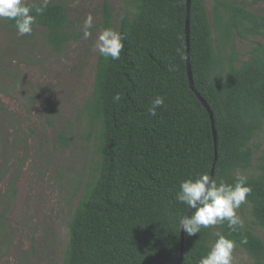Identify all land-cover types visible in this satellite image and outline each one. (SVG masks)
<instances>
[{
    "label": "trees",
    "instance_id": "obj_1",
    "mask_svg": "<svg viewBox=\"0 0 264 264\" xmlns=\"http://www.w3.org/2000/svg\"><path fill=\"white\" fill-rule=\"evenodd\" d=\"M101 13L102 28H116L125 47L119 60L98 55L93 93L81 111L82 135L93 144L95 160L68 225L62 264H178L179 219L189 209L175 195L182 181L211 176L213 169V177L228 183L259 170L247 176L248 203L254 223L264 231V153L255 163L254 148L264 128V42L257 41L245 61L236 53L238 40L264 39V15L246 0H212L211 9L206 0H190L188 63V0H124L120 14L104 0ZM2 21L16 30L14 21ZM37 29L44 30L55 52L80 39L65 0L49 2L36 17ZM197 93L211 108L217 142ZM157 95L165 105L152 117L148 108ZM0 113L7 111L1 106ZM15 119L14 113L5 117L13 129L9 138L22 143ZM57 143L71 146L65 130ZM15 193L8 195L7 206ZM3 219L5 213L1 228ZM216 232L235 240L252 257L251 264H264V241L248 227L232 232L227 223L193 236L184 231L182 264H198Z\"/></svg>",
    "mask_w": 264,
    "mask_h": 264
},
{
    "label": "rangeland",
    "instance_id": "obj_2",
    "mask_svg": "<svg viewBox=\"0 0 264 264\" xmlns=\"http://www.w3.org/2000/svg\"><path fill=\"white\" fill-rule=\"evenodd\" d=\"M33 1L41 2L28 0ZM65 1L80 39L61 52L48 45L43 29L21 37L0 20V107L7 111L0 113V138L4 140L0 144V214L5 213V227H0V264H62L69 241L68 225L95 160L93 144L82 135L85 119L81 111L93 93L99 55L93 44L103 30L104 0ZM109 1L120 14L124 0ZM206 1L211 9L212 0ZM246 1L264 15V0ZM89 14L94 18L92 36L85 39L83 24ZM257 41L264 39L238 40L236 53L241 61L249 58ZM9 113L16 115L15 129L22 143L9 138L13 134L5 120ZM63 130L71 138V146L65 149L57 143ZM254 148L256 163L264 153V128ZM5 170L9 174L4 177ZM258 172L255 168L244 175ZM13 176L14 188L10 185ZM13 191L16 193L7 206ZM238 214L244 220L243 227L264 241V231L254 223L250 204L242 205ZM252 261L243 248H236L233 264Z\"/></svg>",
    "mask_w": 264,
    "mask_h": 264
},
{
    "label": "clouds",
    "instance_id": "obj_3",
    "mask_svg": "<svg viewBox=\"0 0 264 264\" xmlns=\"http://www.w3.org/2000/svg\"><path fill=\"white\" fill-rule=\"evenodd\" d=\"M50 0H41L39 6L29 4L28 0H0V20H12L17 34L21 37L31 35L36 17L43 15ZM93 16L89 14L84 20L83 36H92ZM125 37L117 30L108 27L100 31L93 44V51H98L105 60H119L123 51ZM170 71L175 69L169 66ZM117 94L114 99L120 100ZM165 98L157 95L148 108V115L155 117L157 110L164 107ZM252 187L246 175H237L233 183L224 179L211 177L207 173L198 174L182 181L175 199L193 210L191 215L179 219V228L188 236L200 233L202 229L224 225L227 223L232 232L243 229L244 220L238 214L242 205L248 204ZM215 243L211 245L207 255L198 260V264H233L237 242L220 232L215 233ZM246 244L247 239H242ZM10 261L12 258H9Z\"/></svg>",
    "mask_w": 264,
    "mask_h": 264
},
{
    "label": "water",
    "instance_id": "obj_4",
    "mask_svg": "<svg viewBox=\"0 0 264 264\" xmlns=\"http://www.w3.org/2000/svg\"><path fill=\"white\" fill-rule=\"evenodd\" d=\"M189 10H190V0H188V17H187V24H186L187 46H188V63H189ZM189 77H190L191 87L195 91L194 84H193V80H192V74H191L190 66H189ZM197 95H198L199 99L201 100V102L203 103V105L207 108V110L210 113V116L212 118V125H213V130H214V135H215V141L217 142L216 130H215V126H214V120H213V114H212L211 108L208 106L207 102L198 93H197ZM214 171H215V169L212 170L211 177L214 176ZM192 211H194V209L193 210H189V212L187 213V215L190 216L191 213H192ZM183 252H184V230L182 229L181 256H180V259H179L178 264H182V261H183Z\"/></svg>",
    "mask_w": 264,
    "mask_h": 264
}]
</instances>
